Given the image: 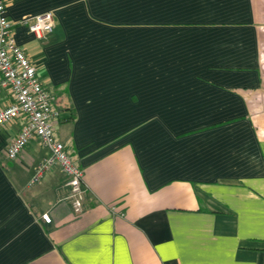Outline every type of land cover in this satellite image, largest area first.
<instances>
[{
    "label": "crops",
    "instance_id": "0c3cea01",
    "mask_svg": "<svg viewBox=\"0 0 264 264\" xmlns=\"http://www.w3.org/2000/svg\"><path fill=\"white\" fill-rule=\"evenodd\" d=\"M0 1L86 186L1 124L0 264H264V0Z\"/></svg>",
    "mask_w": 264,
    "mask_h": 264
},
{
    "label": "built area",
    "instance_id": "2783aa9c",
    "mask_svg": "<svg viewBox=\"0 0 264 264\" xmlns=\"http://www.w3.org/2000/svg\"><path fill=\"white\" fill-rule=\"evenodd\" d=\"M23 22L40 37L52 30L54 16L51 11H47L26 18ZM2 89L10 93L12 100L0 109V125L13 119H22L19 132L7 147L8 158H17L24 146L38 137L49 154L37 165L32 181L38 180L58 164L66 175L65 184L70 190L71 206L75 212H80L86 192L84 170L73 161L63 142L55 136L54 127L59 110L54 105V96L44 86L24 48L16 43L13 23L0 1V91ZM43 218L49 221L47 215L44 214Z\"/></svg>",
    "mask_w": 264,
    "mask_h": 264
},
{
    "label": "rangeland",
    "instance_id": "374dc122",
    "mask_svg": "<svg viewBox=\"0 0 264 264\" xmlns=\"http://www.w3.org/2000/svg\"><path fill=\"white\" fill-rule=\"evenodd\" d=\"M260 64L262 66V72H263V83H264V42H263V46H262V54L260 56Z\"/></svg>",
    "mask_w": 264,
    "mask_h": 264
}]
</instances>
